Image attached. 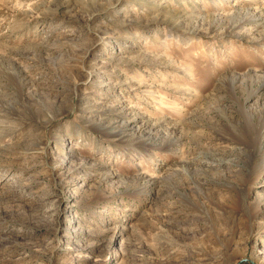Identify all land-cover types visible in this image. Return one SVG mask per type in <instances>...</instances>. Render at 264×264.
<instances>
[{
  "label": "rangeland",
  "instance_id": "rangeland-1",
  "mask_svg": "<svg viewBox=\"0 0 264 264\" xmlns=\"http://www.w3.org/2000/svg\"><path fill=\"white\" fill-rule=\"evenodd\" d=\"M0 264H264V0H0Z\"/></svg>",
  "mask_w": 264,
  "mask_h": 264
}]
</instances>
